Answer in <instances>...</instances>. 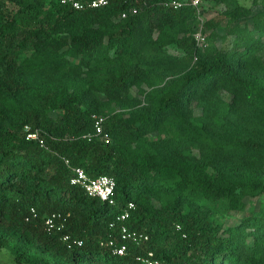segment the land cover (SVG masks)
<instances>
[{
  "label": "trees",
  "instance_id": "trees-1",
  "mask_svg": "<svg viewBox=\"0 0 264 264\" xmlns=\"http://www.w3.org/2000/svg\"><path fill=\"white\" fill-rule=\"evenodd\" d=\"M15 1L22 3L26 0ZM31 1V8H41V3L37 2L39 0ZM166 1L169 0H110L106 6L80 11L54 2L52 6L55 12H45L43 19L50 20L56 16V20H64L62 25L76 28L81 24H96L93 35H82L79 30L75 34L83 36L78 38L81 50L94 53L101 45L104 27L113 26L111 18L115 14L120 20L136 23L142 9L148 11L160 7L180 11L185 8L182 0V7L177 9L165 6ZM132 6L137 7V13H128L125 18H120V13ZM78 21L81 23L77 25ZM37 30L23 26L18 33L19 43L30 39L37 42ZM14 40L15 35H11L6 43L7 48ZM120 40L124 41L125 37ZM112 47L114 44L110 43L108 49ZM1 59L0 90L14 94L20 85L17 83L15 65L11 59ZM44 59L41 56V60L46 62ZM240 63L239 59L232 57L203 62L192 76L201 84L212 79L229 80L233 84L231 91L234 101L239 99L249 103L264 117V75L250 73L252 75H244V79L237 74V68L241 69ZM140 73L138 67H132L119 78L129 79ZM171 86L174 84L169 82L161 88L158 105L147 109L139 117L131 121L125 119L121 126L104 121V130L114 138L113 145L94 139H79L75 135L72 137L73 134L91 130V115L94 113L87 109L81 111L74 94L65 89H59L60 95L56 97L59 100L57 107L64 110L57 130L61 135L67 132L72 134L69 138L56 139L43 132L38 114L31 118H17L11 128L0 127V249L9 248L14 264H143L136 257L146 254L148 250L153 251L161 264H264V205L258 211L246 214L239 224L223 230L224 234L198 229L203 212L195 215L190 210L181 211L188 194L197 193L211 203L225 201L229 209L243 210L246 197L264 192V183L254 171H250L249 164L256 161L258 154H264L262 140L250 139L245 153L231 157L220 154L217 159L221 160L218 162L208 161L205 157L200 159L182 146L159 147L157 144L162 140L149 143L148 151L130 148L133 140L155 131L168 117L169 111L183 112L186 103L183 106L179 104V98L172 92ZM49 94H44L40 99L43 98V101L46 96L52 99ZM30 121L35 124L31 125ZM26 126L29 130H40L44 147L26 139ZM124 128L129 131L128 135H122ZM63 158L68 159L71 165L81 166L89 176L107 174L114 177L115 205L88 197L80 187L70 185L71 173ZM112 163L114 168L111 170ZM121 167L124 170L120 175L117 170ZM209 167L215 172L208 171ZM49 169H53L52 174L45 176ZM113 170L117 172L114 176L110 174ZM168 180L174 181L176 186L175 198L167 204V210V206L165 209L142 207L140 203L143 199L136 204L128 190L129 183L141 181L149 186ZM127 201H133L136 205L127 222L128 227L146 233L149 240L139 246L127 243L126 255L113 256L108 250L99 248L98 241L111 234L107 223ZM31 207L35 208L36 216L26 222L25 217ZM52 211L69 215L65 229L49 235L44 231L43 218ZM63 233L82 239L83 245L71 249L59 245V236ZM251 234L253 241L249 244L247 239Z\"/></svg>",
  "mask_w": 264,
  "mask_h": 264
},
{
  "label": "rangeland",
  "instance_id": "rangeland-1",
  "mask_svg": "<svg viewBox=\"0 0 264 264\" xmlns=\"http://www.w3.org/2000/svg\"><path fill=\"white\" fill-rule=\"evenodd\" d=\"M182 1L185 8L180 11L142 9L136 23L113 15V26L102 30L100 47L94 53H85L78 38L93 35L96 24L76 28L62 25L64 20H56V16L43 19L45 12H55L54 0L37 1L41 3L39 9L30 7L31 0H0V60H12L20 84L14 94L0 90V127L11 128L17 118L38 114L43 132L56 139L69 138L72 134L61 135L57 130L64 114L57 107L59 89L72 92L81 111L87 109L102 115L105 123L121 126L125 119L131 121L156 107L160 89L172 82L179 104L186 103L183 112L169 111L155 131L133 140L131 149L148 151L149 143L162 140L159 147L182 146L200 159L218 162L220 154L231 157L245 153L250 139L264 142V117L249 103L234 101L232 82L212 79L201 84L192 76L203 62L225 57L240 60L237 74L244 79L250 73L264 75V0H202L197 8L190 5V0ZM23 26L32 31L38 29L37 42L30 39L19 43L18 33ZM77 30L82 35L76 36ZM11 35H15V40L7 48ZM110 43L114 47L108 49ZM132 67H138L141 73L129 79L119 78ZM48 93L52 99L46 96L42 101L40 97ZM89 131L72 137L86 140L84 135ZM121 133L125 136L129 131L124 128ZM109 136L113 145L114 138ZM249 164L250 171L264 183V154H258L256 161ZM123 170L121 167L117 171L121 175ZM208 171L215 172L211 167ZM52 172L49 169L45 176ZM114 173L117 172L110 174ZM129 184L135 203L143 199L142 207L165 209L175 198L176 184L172 180L149 186L141 181ZM263 205V191L246 197L243 210L229 209L225 201L211 203L196 193L186 196L181 211L190 210L195 215L203 212L198 229L224 234L223 230L239 224L246 214ZM252 241L253 234L247 239L249 244ZM59 245L64 246L62 242ZM0 264H14L7 247L0 249Z\"/></svg>",
  "mask_w": 264,
  "mask_h": 264
},
{
  "label": "built area",
  "instance_id": "built-area-1",
  "mask_svg": "<svg viewBox=\"0 0 264 264\" xmlns=\"http://www.w3.org/2000/svg\"><path fill=\"white\" fill-rule=\"evenodd\" d=\"M109 1L110 0H54L55 3L76 11L85 8L103 7L106 6ZM201 2L202 0H190V5L193 8H197ZM164 5L177 9L182 7L183 3L180 0H169L166 1ZM137 11V7L132 6L128 11H122L120 13V18H125L128 13L135 14ZM196 38H200L199 32L196 33ZM91 117V130L84 135L86 140L91 141L94 139L105 144L110 143L109 134L103 127L104 117L96 113L92 114ZM24 129L26 131V139L36 141L40 147L45 146V141L40 136L39 129L29 130L27 126ZM63 162L71 173L69 177L70 185L80 187L88 197L97 198L108 205H115L116 181L114 177L107 174L89 176L81 166L71 165L66 158H63ZM135 208L136 205L133 201H127L120 207L119 211L115 213L114 218L107 223V229L111 234L105 239H99V248L108 250L113 256H124L128 253L127 243L139 246L149 240V236L146 233L131 229L127 225ZM68 215V213L65 214L61 211H52L46 214L43 218L44 231L49 235L62 232L65 229V221ZM35 216L36 210L34 207H31L29 214L25 217V221H30ZM59 239L67 249L81 247L83 245L82 239L73 237L69 233H63L59 236ZM136 259L143 264H161L152 250H148L144 255L137 256Z\"/></svg>",
  "mask_w": 264,
  "mask_h": 264
}]
</instances>
